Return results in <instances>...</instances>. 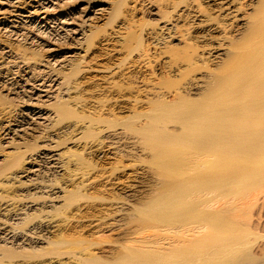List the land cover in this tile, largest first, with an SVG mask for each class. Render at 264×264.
Returning a JSON list of instances; mask_svg holds the SVG:
<instances>
[{"label":"bare ground","instance_id":"obj_1","mask_svg":"<svg viewBox=\"0 0 264 264\" xmlns=\"http://www.w3.org/2000/svg\"><path fill=\"white\" fill-rule=\"evenodd\" d=\"M238 1L241 0H207V5L230 16L229 24L240 31L241 37L246 33L253 37L264 31V0L236 4ZM122 4L123 0H0V33L6 38L0 41V92L7 88L5 90L19 100L15 104L8 100L0 102V264L32 263L31 258L29 263H19L15 258L27 257L23 254L30 250L47 252L51 248V252L56 251L54 246L65 241L64 237L54 239L55 234L62 236V224L55 214L67 205L74 187L82 189V182L70 189L73 178L69 177L73 173L67 177L71 161H66L65 155L73 146L77 151L79 137L76 135L88 133L91 125H82L79 121L62 123L60 118L68 111L72 113L70 107L75 98L72 94L80 85L75 77L81 72L78 67L85 56L81 53L91 48L97 23L101 20L113 23L121 13ZM162 7L153 5L149 10L163 20L154 33L156 44H165L174 38L179 27L171 15L178 3L170 2L163 10ZM248 7L253 15L241 12ZM205 12L199 0L186 2L180 11L184 19H198L200 40L207 41L200 45V61L204 62L200 70L206 65L212 72L206 80L200 74L199 96L189 99L191 96L185 97L181 91L177 99L168 100L165 95L154 93L155 96L150 95L148 99L150 102L147 100L150 111L136 113L146 118L138 129L159 144L148 145L156 156L154 159L158 162L161 159L164 162L160 161L161 165L170 167L172 170H167H174L176 174L179 172L175 170L182 169L186 173V169L187 172L191 169L198 176L195 182L179 183L171 197L166 198L172 200L167 204H159L162 194L149 199L148 205L153 203L156 210L164 211L159 216L166 223L161 232L184 235L172 243L168 241V245L165 241L163 245L156 243L159 249L154 250L155 247L151 253L170 259L151 264H169L166 261L172 264H264V244L257 242L258 238L264 239V44L245 60L240 58L237 52H232L233 44L212 42L216 37L214 22L219 24L218 15ZM260 12L262 18H256ZM124 25L117 27L124 29ZM49 29L55 31H52L54 38L45 39L51 32ZM230 38L234 39L233 34ZM66 41L75 44L80 51L64 50L61 46ZM139 41L141 45L142 40ZM35 50L49 55L46 59H36ZM14 76H20L21 80L17 81ZM17 86H21V90ZM154 107L158 110L156 114L150 113ZM166 118L171 119L173 127L165 124ZM27 132L35 134L31 146L24 137ZM69 133H76L70 138L71 142L69 140L73 146L58 149L60 143L63 144L59 136ZM104 143V137H96L93 143L83 147L99 157ZM79 155L83 160V154ZM84 160L89 162L85 157ZM46 172L64 177L63 182L37 181ZM199 188L200 196H192L191 203L184 205L183 197L195 194ZM26 196L32 199L39 196L42 200L24 202ZM190 222H200V225L182 226ZM60 254L52 252L45 259L36 256L38 259L32 264H73L71 252L65 257ZM91 254L93 262L103 264L105 261ZM174 256L180 260L173 261ZM186 256L189 260L183 259ZM114 260L109 262L114 263ZM107 263L106 260L104 264ZM129 263L138 264V260Z\"/></svg>","mask_w":264,"mask_h":264},{"label":"rangeland","instance_id":"obj_2","mask_svg":"<svg viewBox=\"0 0 264 264\" xmlns=\"http://www.w3.org/2000/svg\"><path fill=\"white\" fill-rule=\"evenodd\" d=\"M169 1L172 2V5L178 3L177 9L172 11L171 15H174L179 27L175 31L176 33L173 34L174 38L168 39L166 45L156 44L154 33L158 31L163 20L160 21V17L152 14L149 10L153 5L159 7L163 5V10L165 6H169ZM191 1L123 0L120 7L121 13L116 20L114 19L113 23L109 22V24L112 23L110 25L106 23L107 20L99 21L91 48L87 52L83 50L81 53L85 54L83 61L80 63V68L78 67L81 72L75 77L80 85L78 91L72 94L78 100H76L77 98L72 99L73 106L70 107V111L73 114L68 111V114L62 115L60 120L63 121L62 123L79 121L82 125L91 126L88 128V133L87 131L82 132L78 136L76 133H69L70 135L67 134L66 136L60 135L59 137H62L60 141L62 140L63 144L59 142L62 146L59 145L58 149L67 150L68 147L73 146L70 144V138L75 135L79 137L78 152L76 146H73L65 155V160L71 161L66 175L68 177L73 173L69 177L73 178L72 184L69 185L70 189L78 182H82V184L84 182V187L82 184H80L81 190L74 187V192L68 199L67 205L64 208L62 207L61 211H55L56 214L52 212L62 224L60 226L62 236H60L61 234H55L54 239L63 240L64 237L65 240L60 245L59 243L56 244L57 247L54 246L55 248H53L56 251L52 252L61 253L60 255L63 254V257L67 255L66 253L71 252L73 264H97L92 261L91 253L97 255L103 261L107 260L109 264H130V261L135 262L136 260H138V264L140 261H144L143 264H151L153 261L162 262L163 259L170 258L167 256L160 257L157 252L151 253L154 252L153 249L157 246L156 243L162 242L163 245V241H165L164 243L167 242L168 245V241L172 243V240L176 241V239L184 236L183 234L175 235V233L161 232V228L165 227L166 223L162 221L164 218L159 216L164 211L161 209L156 210L152 205L153 203L148 205V201L151 197L162 194L159 198V204H167L172 200L166 198L171 197V192L179 183L183 185V183H191L190 181L195 182L198 176L191 169H188V172L186 169V173L182 169L175 170L179 173L182 172L176 174L174 170L173 172L167 170L170 167L162 166L161 164L164 162L161 159L159 162L156 161L158 159H154L156 156L153 155L148 145L154 144L156 147L158 142L156 144L153 142L154 140L148 139L144 132L138 129L141 121H145L146 118L145 115L138 116L136 113L150 111L147 110L151 107V105L148 106L150 95L154 97L155 94H161L162 96L165 95L168 100H173L175 97L177 99L182 91L181 94L185 97H192L189 99L197 98L200 94V74L205 76V80L210 77L212 69L210 72L205 65L200 70V65L204 64L200 61V57H202L200 56V45H204L207 41L201 42L200 40V26H197L196 23L198 19H184L183 14L180 15V11L184 8L186 2L191 3ZM242 1L247 3L252 0H241L236 4ZM199 3L206 11L205 14L210 12L218 15L219 24L214 22L217 27L213 31L216 37L212 42L222 41L229 45L233 44L232 52H237L238 56L244 60L263 46L264 31L255 33L253 37L249 33L241 37L240 31L237 32L234 26L229 24L230 16L225 15L213 6L207 5V0H199ZM251 7L252 9L255 8V6ZM249 8H243L241 12L253 15V10ZM258 16L262 18V12L256 15V18ZM121 23L125 24L124 29H118L117 25ZM126 26L129 28H126ZM49 30L51 32L46 35L45 39L54 38L52 37V31L54 30ZM231 34H233L234 39L230 38ZM3 39L6 38L0 33V41ZM140 39L143 45H139ZM64 44L61 46L64 50L80 51V48L75 44L70 45L71 43L67 41ZM35 51H37L34 56L36 59H46L49 55V53L42 50ZM38 55L42 56L39 57ZM191 56L192 59H189ZM240 58L237 57L236 60L240 61ZM14 77L17 81L21 80L20 76ZM196 78L197 80H195ZM20 87L17 86L18 90H21ZM5 89L7 88H4L2 93L0 92V102L8 100L15 104L19 101L18 98H14V95L8 93V90ZM135 99L138 103L135 102ZM152 106H155V104ZM156 107L150 113L156 114L158 112V110H155ZM166 119L168 120V118ZM170 121L171 119L165 124H168V127H173L174 124ZM92 130L94 131L91 132ZM34 136L35 134L29 132L24 136L28 138L29 142L28 140L27 142L30 146L33 145ZM96 137H104L105 139V146L99 157L83 147L85 144L93 143ZM78 153L83 154V160L80 155L77 156ZM84 157L89 159V162H86ZM78 158L82 161L78 162L80 161ZM160 161L163 163H160ZM170 170L172 169L170 168ZM55 175L46 172L41 174L37 181L41 180L49 183L53 182L52 179H57L62 183L64 177ZM198 192L183 197L184 205L191 203L192 196L195 195L194 198L200 196V188ZM37 194L41 195L42 193L38 192ZM30 196L33 197V195ZM30 196H26L27 199L23 201L35 200L40 202L42 200H40L42 197L37 196V199H32ZM263 200L262 202H264ZM195 225H200V222H190L182 226ZM143 240L148 241L145 242L147 244ZM150 241L151 243H149ZM257 242L262 245L264 239L258 238ZM130 247L134 249L130 250ZM157 248L159 249V247H156L154 250ZM32 251H26L27 254L22 253L25 251H20L27 257L22 256L23 258L20 259L17 257L15 260L19 263H29L28 260L32 259L33 263L34 259H38L36 256L45 259L52 253L51 248L47 252ZM31 254H34V256ZM116 256L118 257L117 261L114 260ZM171 259L173 261L180 260L177 256ZM183 259L189 260L188 256ZM110 260H114V263L109 262ZM166 262L172 264L170 261Z\"/></svg>","mask_w":264,"mask_h":264}]
</instances>
